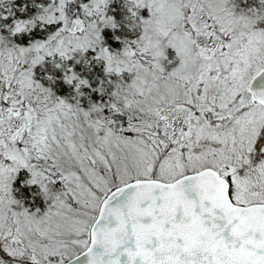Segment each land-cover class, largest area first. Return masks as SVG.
Segmentation results:
<instances>
[{
  "label": "snow or ice",
  "instance_id": "snow-or-ice-1",
  "mask_svg": "<svg viewBox=\"0 0 264 264\" xmlns=\"http://www.w3.org/2000/svg\"><path fill=\"white\" fill-rule=\"evenodd\" d=\"M0 264H264V0H0Z\"/></svg>",
  "mask_w": 264,
  "mask_h": 264
}]
</instances>
